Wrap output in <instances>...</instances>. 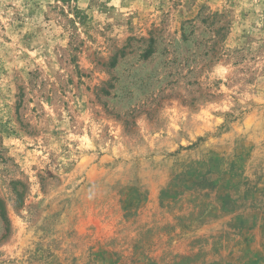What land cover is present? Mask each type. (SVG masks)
I'll return each instance as SVG.
<instances>
[{
	"label": "rangeland",
	"instance_id": "1",
	"mask_svg": "<svg viewBox=\"0 0 264 264\" xmlns=\"http://www.w3.org/2000/svg\"><path fill=\"white\" fill-rule=\"evenodd\" d=\"M0 264H264V0H0Z\"/></svg>",
	"mask_w": 264,
	"mask_h": 264
}]
</instances>
